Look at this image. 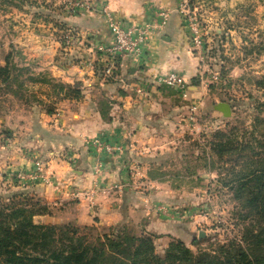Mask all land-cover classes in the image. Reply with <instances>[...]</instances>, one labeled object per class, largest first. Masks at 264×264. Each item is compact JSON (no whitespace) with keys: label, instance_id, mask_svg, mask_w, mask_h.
<instances>
[{"label":"crops","instance_id":"1","mask_svg":"<svg viewBox=\"0 0 264 264\" xmlns=\"http://www.w3.org/2000/svg\"><path fill=\"white\" fill-rule=\"evenodd\" d=\"M105 8L123 25L151 20L158 8L167 9L169 18L148 34L137 56L118 55L110 76L101 71L104 59L95 49L112 37L103 8L62 17L60 28L73 25L89 34L75 53L51 36L42 42L34 37L22 53L13 43V55L0 57V65L13 66L29 82L22 90H0V127L10 131L8 142L0 145L9 147L1 152L0 169L33 170L36 162L41 164L50 180L19 186L50 203L71 204L76 222L126 223L179 237L177 222L159 214L157 199L143 192L152 182L143 164H137L140 181H131L128 162L138 157L134 149L146 143L150 131L156 132L162 112L175 109L169 95L197 98L204 93L203 86L193 82L199 77L200 58L189 44L174 0H107ZM170 71L183 76V89L160 80ZM51 81L61 88L54 90ZM74 83L76 94L67 88ZM9 98H14L11 105L5 104ZM95 138L120 148L96 150L90 143Z\"/></svg>","mask_w":264,"mask_h":264},{"label":"rangeland","instance_id":"2","mask_svg":"<svg viewBox=\"0 0 264 264\" xmlns=\"http://www.w3.org/2000/svg\"><path fill=\"white\" fill-rule=\"evenodd\" d=\"M106 5L107 0H0V57L13 55V43L22 53L34 37L42 42L49 36L56 37L67 50L75 53L81 45L78 39L85 42L89 34L73 25L60 28L64 25L62 17H75L83 10L98 7L102 10ZM174 7L180 13L190 46L200 58L197 83L203 86L204 93L197 98L169 95L175 109L162 112L163 121L156 132L150 131L152 134L146 143L134 149L138 157L131 158L128 165L133 171L131 181H140L142 176L136 172L137 164H143L148 181L152 179L146 189L143 186V192L146 197L157 199L159 214L170 222H177L179 237L165 233L156 235L126 223L114 224L135 234H150L160 255L164 254V246L169 241L180 239V236L192 252H197L207 241L224 242L238 234L236 202L229 190L217 182L216 173L202 166L207 150L205 142L215 129L234 123L249 124L253 106L257 105V100L264 99V80L259 85L255 82L264 75V0H174ZM193 36H197L199 42H192ZM102 62L101 69L105 59ZM8 71L0 72V90H22V84L29 82L25 74L13 66L9 65ZM7 74L8 80H2ZM51 84L54 90L61 88L59 82L51 81ZM13 99L5 100V104L11 105ZM221 101L230 104L229 116L215 109V104ZM9 137L10 131L0 127V145L4 146L2 143L8 142ZM8 149L0 146V155L2 150ZM21 169L10 170L6 166L0 169V193L23 191L40 198L48 205L50 213L36 216L37 222L84 224L73 218L75 212L71 204L50 203L23 190L17 173L28 175L32 168ZM30 177L24 179V183L43 180L36 175ZM87 224L100 228L108 226L95 221Z\"/></svg>","mask_w":264,"mask_h":264},{"label":"trees","instance_id":"3","mask_svg":"<svg viewBox=\"0 0 264 264\" xmlns=\"http://www.w3.org/2000/svg\"><path fill=\"white\" fill-rule=\"evenodd\" d=\"M8 70V64L0 65V72ZM263 80L264 75L255 82ZM77 86L67 84L72 94ZM253 108L249 124H229L207 135L202 165L236 202L237 235L207 241L197 252L173 239L160 255L150 234L114 225L37 222L36 216L50 213L40 198L0 193V264H264V99Z\"/></svg>","mask_w":264,"mask_h":264},{"label":"built area","instance_id":"4","mask_svg":"<svg viewBox=\"0 0 264 264\" xmlns=\"http://www.w3.org/2000/svg\"><path fill=\"white\" fill-rule=\"evenodd\" d=\"M103 10L105 14V21L111 31L112 37L109 43H99L95 46V49L105 59L104 66L102 67L101 71L105 75L109 76L113 74L115 60L118 55L128 54L137 56L144 48L148 34L161 28L169 18V11L167 9L158 8L153 11L151 20L144 21L142 23L123 25L119 20L114 18L105 7H103ZM191 41L199 42L197 36L191 37ZM78 42L80 43L79 39ZM160 80L170 87H176L180 89L184 88L185 80L183 76L177 72L170 71L164 74ZM183 94L185 95L184 92ZM91 143L98 150H104L105 152H114V150L120 148L98 138L92 139ZM35 170H37L36 173L34 172ZM29 174H31V177ZM29 174L25 175L17 173L19 183L24 182V179L27 177L33 178L35 175L38 176V178L43 179V181L50 180V177L44 172L43 166L38 162L35 163L32 173Z\"/></svg>","mask_w":264,"mask_h":264},{"label":"water","instance_id":"5","mask_svg":"<svg viewBox=\"0 0 264 264\" xmlns=\"http://www.w3.org/2000/svg\"><path fill=\"white\" fill-rule=\"evenodd\" d=\"M214 107L215 109L221 111L224 116H229L231 113V106L227 102H217Z\"/></svg>","mask_w":264,"mask_h":264}]
</instances>
